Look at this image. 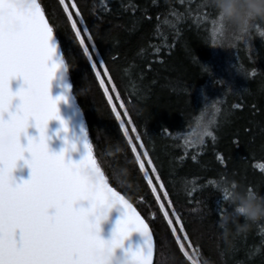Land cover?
I'll return each mask as SVG.
<instances>
[{
	"label": "trees",
	"instance_id": "trees-1",
	"mask_svg": "<svg viewBox=\"0 0 264 264\" xmlns=\"http://www.w3.org/2000/svg\"><path fill=\"white\" fill-rule=\"evenodd\" d=\"M40 2L68 66L93 154L109 183L153 229L154 264H190L159 211L62 5L59 0ZM77 2L85 43L97 67H102L101 60L109 67L113 81L106 83L116 84L110 91H119L129 109L201 264H264V220L240 231L231 225L229 242L220 228L232 208L225 188L236 184L264 194V172L258 167L264 163V21H256L245 34L214 36L217 13L207 0ZM113 100L123 116L115 95ZM203 128L213 131L215 139L205 137L203 144L187 147L185 140ZM130 135L135 133L130 130Z\"/></svg>",
	"mask_w": 264,
	"mask_h": 264
},
{
	"label": "snow or ice",
	"instance_id": "snow-or-ice-1",
	"mask_svg": "<svg viewBox=\"0 0 264 264\" xmlns=\"http://www.w3.org/2000/svg\"><path fill=\"white\" fill-rule=\"evenodd\" d=\"M59 4L92 62L107 102L119 120L139 170L176 244L190 264H201L199 251L193 247L182 215L174 205L141 132L132 122L129 109L120 100L119 91H110V88L116 89V84L106 83L113 81L109 67L103 60L100 61L102 67H97L85 43L79 26L84 16L77 0H59ZM83 32L92 40L87 26ZM213 35H221L216 19L213 20ZM67 68L59 53L54 26L40 0H0V264H106L100 254L123 245L133 232L141 233L144 239L141 248L128 250L133 264H153L156 247L153 229L133 203L109 183L93 154L87 131L84 134L87 154L80 161L68 158L67 149L58 153L49 146V121L61 119L58 103L67 100L63 95L58 98L51 95L50 82L58 69L66 71ZM14 79L23 81L17 91L11 87ZM65 87L71 90L70 85ZM113 95L119 100L123 116ZM62 123L66 128V122ZM30 127H35L39 135H29ZM130 130L135 133L134 137ZM22 137H27V143L22 142ZM205 137L215 139V134L203 128L193 139L185 140V145L203 144ZM21 160L31 169L29 179H17L14 175ZM218 160L222 164L225 162L223 155ZM258 167L264 172V163ZM87 168L98 177L95 185H89L84 178ZM228 195L225 188L226 200ZM109 203L119 204L122 216L116 222L112 238L106 240L101 235L96 210Z\"/></svg>",
	"mask_w": 264,
	"mask_h": 264
},
{
	"label": "clouds",
	"instance_id": "clouds-1",
	"mask_svg": "<svg viewBox=\"0 0 264 264\" xmlns=\"http://www.w3.org/2000/svg\"><path fill=\"white\" fill-rule=\"evenodd\" d=\"M207 2L216 10V22L221 36H227L230 32L248 33L256 21H264V0H207ZM83 175L89 185H95L98 181L96 173L91 168L85 169ZM226 189L232 208L221 219L220 228L223 238L229 242L233 235L231 225H236V230L240 231L251 222L264 220V194L241 189L236 184ZM118 207L120 205L117 203H109L97 208L96 216L100 220V226L109 220L111 211ZM240 218H243V223ZM123 247L124 243L119 247L110 248L101 253L100 257L106 264H133L128 249L124 250L123 255L117 254V249Z\"/></svg>",
	"mask_w": 264,
	"mask_h": 264
},
{
	"label": "water",
	"instance_id": "water-1",
	"mask_svg": "<svg viewBox=\"0 0 264 264\" xmlns=\"http://www.w3.org/2000/svg\"><path fill=\"white\" fill-rule=\"evenodd\" d=\"M59 44V43H58ZM59 53L62 55L59 45ZM63 56V55H62ZM23 85L22 79H14L11 81L13 91H17ZM65 85H70L67 70L58 69L52 81L50 82V93L54 98L66 96L67 100H60L58 103L59 115L61 119H53L49 121L47 134L49 136V146L54 152H62L67 149L66 156L72 160L80 161L87 154L85 147V131L86 125L83 115L76 103L72 89L68 91ZM66 122L67 127L65 128ZM28 134L32 136L39 135L35 127L28 129ZM22 142L27 143V137H22ZM14 175L17 179H29L31 177V169L23 161L18 162V166ZM87 206V201L84 202ZM134 206V205H133ZM122 216L121 207L114 208L111 211L109 220L101 224V235L104 239L110 240L116 226V222ZM155 239V238H154ZM144 244V239L141 233L133 232L131 236L124 241V247L117 249L118 255H123L124 250H138ZM156 249V247H155ZM155 260V250L154 259Z\"/></svg>",
	"mask_w": 264,
	"mask_h": 264
}]
</instances>
